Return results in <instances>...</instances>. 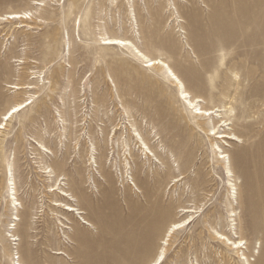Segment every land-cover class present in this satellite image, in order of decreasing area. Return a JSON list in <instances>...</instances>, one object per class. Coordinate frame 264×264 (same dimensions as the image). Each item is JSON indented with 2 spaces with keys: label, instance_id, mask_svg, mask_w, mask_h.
<instances>
[{
  "label": "rangeland",
  "instance_id": "rangeland-1",
  "mask_svg": "<svg viewBox=\"0 0 264 264\" xmlns=\"http://www.w3.org/2000/svg\"><path fill=\"white\" fill-rule=\"evenodd\" d=\"M21 11L0 21V121L27 98L6 82L40 85L0 135V264H153L166 238L162 264H264V0H0Z\"/></svg>",
  "mask_w": 264,
  "mask_h": 264
},
{
  "label": "bare ground",
  "instance_id": "bare-ground-1",
  "mask_svg": "<svg viewBox=\"0 0 264 264\" xmlns=\"http://www.w3.org/2000/svg\"><path fill=\"white\" fill-rule=\"evenodd\" d=\"M29 13L27 11H21V12H12V13H8V14H3V15H0V21L1 20H4V19H22V21H24L23 19L24 18H28ZM80 25V23L78 24ZM76 26H77V23H76ZM103 38H108L109 40H120L121 43L119 44H116V43H112V44H105V45H122V46H127L129 48H132L136 53H137V56H139L144 62H147L146 65L149 67V66H160L162 65L163 67H165L167 73L172 77H175V79H173L176 83V86L180 92V97L183 98L190 106L192 105H195V107L197 108V110L194 112L195 114L197 115H204V116H211L214 112L216 113L217 110H214V109H206V108H202V107H197L198 106V102H201L202 99L200 97H197V96H193L190 91L188 89H186V84L184 83V81L176 74V72L172 69V67L166 63L165 61H163L161 58L159 57H150L148 56L146 53H144L141 49H139V47L130 39H127V38H121V37H117V36H105V37H102V41H103ZM153 60H156L158 61V63H153ZM35 73V72H34ZM33 78H36V76H33ZM32 78V79H33ZM6 87H10V88H14L16 90H24L23 94L24 96L27 95L25 99L19 101V102H16L14 105L10 106L3 114L2 116V119L0 121V124H3L4 127L3 128H0V135L2 134L3 130L6 129L8 123L10 121H12L17 115H19L21 112H23L24 110H26L29 106L33 105L36 101H37V98H38V95L37 93H32L33 92V89L37 88L38 85H40L39 83L36 84L34 81H29L27 83H23V84H20V83H10V82H6L4 84ZM31 100L32 103L29 104L28 101ZM23 103L25 105L24 108H21L19 112L17 113H13L7 121L4 120V117L7 115L8 111L11 110V107L15 106V107H19V105ZM218 115V114H216ZM226 122H224V124L222 125H225ZM231 122H228L226 124H230ZM216 138H220V139H224V138H230V139H233L235 141H241L240 140V137L237 136L236 134H233L232 132H230L229 134L226 133V132H214ZM219 133V134H218ZM40 135V134H39ZM38 138H41V139H44V137L42 136H37ZM1 138V137H0ZM39 140V139H38ZM40 142L38 145L39 147L41 148V150L45 151V152H49L48 149H47V146L43 143V141H38ZM218 143V142H217ZM220 146V145H218ZM38 148V147H37ZM36 148V150H37ZM39 149V148H38ZM35 150V149H34ZM39 152V151H37ZM40 153V152H39ZM42 153V152H41ZM222 156L221 158H226L228 156V154L225 152V151H222ZM44 154V153H43ZM49 168V167H48ZM50 173H53V170H50L49 171ZM229 173H230V176H232L231 174V170H229ZM51 175V174H50ZM8 182L9 184L11 185L10 186V190H11V199L13 200V203L14 204H18L17 200L18 198L16 197V190H15V183H14V174H13V167H12V164L10 165V169H9V172H8ZM55 186V187H54ZM52 188H53V191L58 189V187L56 185H54ZM61 195H64V196H70L69 198L71 200H74V198L71 196V194L66 191V190H61L60 191ZM66 206V210L69 212H72V211H75L77 213H82V211H80V209L75 205V204H65ZM183 212V214H188L187 217H185L183 220H181L180 222H176L174 224L171 225V227L169 228L168 230V234L167 236L170 237V236H173L175 234V232L179 229H182L183 227L185 226H188L190 225L195 217H194V214L191 212H196L194 209H191V208H182L181 210ZM17 219H19L17 216L14 217V221H16ZM82 219V222L86 225H91V223L86 220V218H81ZM177 224H180L182 225V227L180 228H176L175 226ZM15 223H14V227H15ZM219 234V233H218ZM11 236H14V240H17L18 237H15L14 234H12ZM220 237H223L224 240H227V243L228 244H233L234 248H237V245H241L243 246L244 244H246V242L244 241V239H240V240H237V241H232L229 237L225 236V235H221ZM229 241H231V243H229ZM166 245H167V238L166 240L164 241V246L163 248L161 249L160 253L158 254L157 258L155 259V261L159 260L160 264H162L164 261H165V258H166ZM118 246V245H117ZM116 246V247H117ZM115 247V246H114ZM127 248H130V245L127 244V246H125ZM119 248L121 249V246H119ZM118 248V249H119ZM127 248H124L125 250H127ZM119 249V250H120ZM123 249V247H122ZM122 249H121V252H122ZM117 250V248H116ZM123 253H127V252H123ZM161 254L163 255V259H160L161 257ZM243 259H246L247 263L250 264V261L247 257H244ZM155 261L153 262V264H155ZM19 264H22V263H19Z\"/></svg>",
  "mask_w": 264,
  "mask_h": 264
},
{
  "label": "snow or ice",
  "instance_id": "snow-or-ice-1",
  "mask_svg": "<svg viewBox=\"0 0 264 264\" xmlns=\"http://www.w3.org/2000/svg\"><path fill=\"white\" fill-rule=\"evenodd\" d=\"M103 43H105V44H112V43L119 44V43H121V41H120V40H109L108 38H103ZM153 63H158V61L153 60ZM173 79H175V77H173ZM28 103L31 104L32 101L29 100ZM24 107H25V105H24L23 103H21V104L19 105V107H15V106L11 107V110L8 111L7 115L4 117V120L7 121L8 118H9L13 113H17V112H19L20 109H21V108H24ZM3 127H4V125H3V124H0V128H3ZM175 227H176V228H180V227H182V225L177 224ZM221 239H223V237H221ZM229 243H231V241H229ZM240 246H241V245H237V247H240ZM160 259H163V255H162V254H161ZM155 264H160L159 260L155 261Z\"/></svg>",
  "mask_w": 264,
  "mask_h": 264
}]
</instances>
